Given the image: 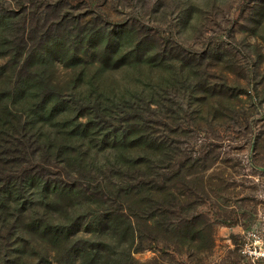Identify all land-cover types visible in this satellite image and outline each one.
Here are the masks:
<instances>
[{"label": "rangeland", "instance_id": "obj_1", "mask_svg": "<svg viewBox=\"0 0 264 264\" xmlns=\"http://www.w3.org/2000/svg\"><path fill=\"white\" fill-rule=\"evenodd\" d=\"M0 18L6 20L0 26V88L10 75L2 70L11 66L9 58L1 57L9 47L46 52L48 28L79 23L93 39L77 41L75 57L61 48L47 56L49 86L31 87L36 66L27 73L31 78L22 76V88L37 93L53 84L55 92L79 95L87 84L91 108L86 102L80 109L67 96L65 105L76 106L67 121L88 116L94 104L108 110L92 120L103 130L136 133L146 126L171 147L159 160L152 224L149 212L132 207L137 231L122 245L117 238L123 236L115 234L121 227L113 222L101 238L82 226V251L93 246L102 252H65L64 264H264V0H0ZM123 29L128 32L117 41L113 36ZM73 35L76 40L78 32ZM81 68L88 76L77 81ZM84 172L79 185L111 184L97 191L95 207L113 211L125 203L107 198L113 194L114 200L130 179L110 176L101 162ZM141 174L128 177L139 182ZM36 238L43 252L53 251L49 239ZM19 240L11 257L24 253L19 264H35L30 256L36 250Z\"/></svg>", "mask_w": 264, "mask_h": 264}, {"label": "trees", "instance_id": "obj_2", "mask_svg": "<svg viewBox=\"0 0 264 264\" xmlns=\"http://www.w3.org/2000/svg\"><path fill=\"white\" fill-rule=\"evenodd\" d=\"M5 22L6 20L0 18V26L5 25ZM70 23L60 24L55 31L53 28L46 30V52L37 54V50L32 48L25 53L26 46L22 48L18 44L9 47L1 56L9 58L11 66L2 67V70L9 68L10 75L5 76L6 87L0 88V234L2 231L7 232L0 235V264H19V259L25 254L18 253V260H13L10 254L11 249L19 245V238H22L21 242H26V246L36 250L30 256L35 264H44V260L48 263L53 261L55 264H64L67 256L65 252H102L100 247L93 246L82 251L78 240L82 226L85 227V233L101 238L103 235L100 234L107 231L106 228L113 222L121 227L115 234L123 236L122 240L117 238V243L122 245L127 243L124 242V237L134 235L137 231L134 221L138 217L132 214V207L139 206L137 209L149 212L147 224H152L157 218L154 211L161 191L157 184L159 160L163 151L165 155L171 151L170 145L163 146L156 132L146 126L136 133L129 128L103 130L92 120L106 117L105 112L108 110L94 104L88 116H76L72 122L67 121L68 114L71 113L69 108L75 110V105L79 104L80 109H85L86 102L91 108L93 93L85 90L84 86L87 84L79 86L82 91L79 95L68 90L55 92L52 89L53 84L51 88L44 87L42 91L32 92L31 87H36L38 83L40 86L48 84L46 67L52 65L51 61H47L48 55L52 56L57 48H61L67 55L72 52L75 57L77 41L93 39V35L90 36L87 30H82L79 23L74 24L75 26ZM124 30L126 29L113 37L117 41L122 40L128 32ZM75 31L78 32L76 40L73 35ZM37 58L41 64L36 62ZM149 63L153 64L154 61ZM35 67L38 78L39 72H45L42 80L27 75L33 74ZM84 69L86 68H81L77 81L79 78H87V70ZM24 75L36 81L35 85L30 87L25 83L28 86L23 89ZM67 96L78 100V103L74 101L75 105H65ZM131 100L135 98L132 97ZM16 105L21 108L15 110ZM8 144L14 145L13 152L9 150ZM30 158L33 163L31 166L26 164V160ZM99 162L103 168L109 170L110 176L130 179L126 190L115 191L114 200L113 194H108L110 197L107 200L112 204L122 198L125 201L123 204L119 203L118 208L113 211L95 207L93 201L95 194L99 193L97 191L109 188L111 184H100L97 188H92L89 180L88 183L79 185L85 169L89 167L92 171ZM23 165L25 168L21 170ZM80 170L83 171L81 174L78 173ZM134 171L142 172L139 182L128 177ZM106 202L103 201L102 204L106 205ZM36 237L49 239L53 251L43 252L45 250L41 249ZM112 250L115 252V249ZM55 252L54 260L50 257Z\"/></svg>", "mask_w": 264, "mask_h": 264}]
</instances>
